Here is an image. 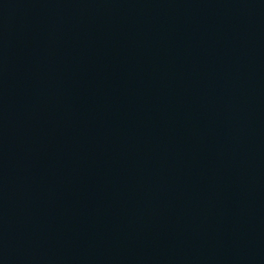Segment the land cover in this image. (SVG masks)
I'll list each match as a JSON object with an SVG mask.
<instances>
[{"label":"water","instance_id":"water-1","mask_svg":"<svg viewBox=\"0 0 264 264\" xmlns=\"http://www.w3.org/2000/svg\"><path fill=\"white\" fill-rule=\"evenodd\" d=\"M0 264H264V0H0Z\"/></svg>","mask_w":264,"mask_h":264}]
</instances>
